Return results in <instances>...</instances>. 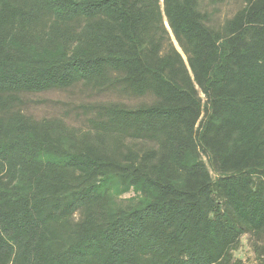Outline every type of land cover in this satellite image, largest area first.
Returning a JSON list of instances; mask_svg holds the SVG:
<instances>
[{
  "label": "trees",
  "instance_id": "16d2710c",
  "mask_svg": "<svg viewBox=\"0 0 264 264\" xmlns=\"http://www.w3.org/2000/svg\"><path fill=\"white\" fill-rule=\"evenodd\" d=\"M212 15L0 0V264H264V0ZM76 85L139 102L24 112Z\"/></svg>",
  "mask_w": 264,
  "mask_h": 264
},
{
  "label": "rangeland",
  "instance_id": "374dc122",
  "mask_svg": "<svg viewBox=\"0 0 264 264\" xmlns=\"http://www.w3.org/2000/svg\"><path fill=\"white\" fill-rule=\"evenodd\" d=\"M201 5L212 12V23L219 25L243 6V0H201ZM22 97L25 101L23 106L25 113L35 118L62 116L69 124L81 128H85L87 124L82 105L110 100H121L131 104L139 102V99L122 97L114 92L97 93L82 85L66 90L26 93ZM236 255L243 258L246 264H255L248 237H243L242 246Z\"/></svg>",
  "mask_w": 264,
  "mask_h": 264
}]
</instances>
